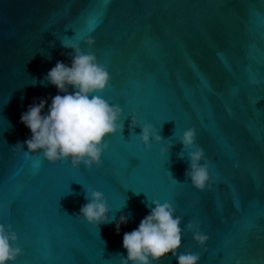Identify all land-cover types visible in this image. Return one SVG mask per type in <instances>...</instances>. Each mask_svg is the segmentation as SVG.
Wrapping results in <instances>:
<instances>
[{"label":"water","instance_id":"1","mask_svg":"<svg viewBox=\"0 0 264 264\" xmlns=\"http://www.w3.org/2000/svg\"><path fill=\"white\" fill-rule=\"evenodd\" d=\"M93 8L90 23L100 25L88 48L82 28ZM64 35L105 61L111 82L100 95L110 103L125 98L123 115L137 114L138 126L130 130L125 120L122 136L106 137L103 164L91 170L11 148L29 136L19 121L27 105L57 94L41 81L58 60L69 62L61 55L71 51L61 47ZM146 122L161 136L148 150L136 136ZM193 124L205 156L221 161L210 190L186 180L187 150L175 142ZM85 188L104 194L110 217H130L120 234L113 222L94 227L75 217ZM148 198L169 201L182 228L199 222L208 251L187 230L178 250L200 253L199 264H214L217 244L246 234L245 264H264V0H0V223H12L8 209L17 201L23 223L12 230L18 246L28 245L14 264H119L122 235L147 214Z\"/></svg>","mask_w":264,"mask_h":264},{"label":"clouds","instance_id":"2","mask_svg":"<svg viewBox=\"0 0 264 264\" xmlns=\"http://www.w3.org/2000/svg\"><path fill=\"white\" fill-rule=\"evenodd\" d=\"M59 40L63 49L71 50L61 52L69 58V62L58 60L41 81L55 87L57 94L34 97L27 105L19 121L28 129L29 136L23 144L18 141L11 148H19L25 156L38 154L49 164L67 161L74 170H79L81 165L91 170L103 164L102 155L109 147L106 137L122 136L125 120L130 130L138 126V121L134 113L125 117L120 105L110 103L100 95L106 89L110 75L96 55L83 51L77 41L65 35ZM81 41L88 48L95 43L87 34L81 36ZM32 81L35 85L36 80ZM139 127L140 132L136 136L144 150L154 143H161L159 130L153 124L146 122ZM196 135V130L188 127L180 132L175 142L187 150L186 180L197 191L210 190L214 178L210 174L204 149L195 142ZM171 147L172 143L167 148L162 147L161 154L167 153ZM178 155L183 158L185 152ZM236 166L234 163L233 167ZM85 200L76 218H83L94 227L113 222L117 234H120L121 225L129 222L130 217L124 214L118 217L108 215L110 208L101 191L85 188ZM146 207L149 211L138 225L122 235L124 254L116 255L119 264H160L163 258L169 256L175 258L176 264H199L198 253L178 251L184 230L191 232L197 246L205 247L208 236L200 230L199 222L188 221L182 228V217L176 214V209L167 200L161 202L148 198ZM17 239L10 224L0 223V264H14L21 255ZM233 264H240V260L235 259Z\"/></svg>","mask_w":264,"mask_h":264},{"label":"snow or ice","instance_id":"3","mask_svg":"<svg viewBox=\"0 0 264 264\" xmlns=\"http://www.w3.org/2000/svg\"><path fill=\"white\" fill-rule=\"evenodd\" d=\"M93 3L99 5V0H93ZM97 8H93V9H91L89 11V14H88V17H87V23L82 28V30H86L87 31V35H90L93 38L94 41H96V37H95L94 33H95L96 29L99 27L100 23H96L93 26L90 23V17L94 14V12H95V10ZM92 52H93L94 55H96L95 51H92ZM96 57L101 63H103L106 66L105 61L100 56L96 55ZM106 68L109 71V68L108 67H106ZM109 75H110V78H111V75H112L111 71H109ZM110 82H111V80H109V83ZM125 102L126 101H125V98H124L122 101L119 100V102H117L116 104L120 105V107L122 108L123 103H125ZM131 113H134L136 115V117H137V114H136L135 110H133ZM165 121H167V120H165ZM190 127L196 130V133H197L196 137H197L199 133H198L196 125L193 124ZM201 127H206V125L203 124V120H201ZM26 157L30 159V158H32L34 156L33 155H27ZM129 157H135V156H131L130 155ZM205 157H206V160H207L208 165H209L210 174L214 178V182L215 183H219L220 180H219L218 172L215 175H213L212 169L213 168H215L216 170L218 169V167H219V165L221 163L220 159L218 157L214 156L211 160H209L207 158V156H205ZM128 166H127V168H128ZM41 167H42V165H41ZM76 171H79V170H76ZM170 178H171L172 181H175L177 184H180L175 179L172 178L171 174H170ZM77 182L80 183L79 181H77ZM81 184L85 187V185L83 183H81ZM67 188H68V185H67ZM176 192H177V190H172L171 193H170V196H171V200L174 203L175 207L180 208V203L179 202H180L181 198L176 194ZM17 206H18V202L15 201V200L12 201V203L9 206L8 211H9V213L12 214L11 217H10L12 219V223H10V225L12 226V224H16L17 227L19 228V226L23 223V218L20 217V216H17L15 214V209L17 208ZM259 223H260V225L262 227H264V217L260 218ZM208 239H210L209 236H208ZM249 240H250V237L246 234L242 238L230 239V240L225 241L223 243L217 244V246H216V249H217L216 250V258H215L214 264H229V261H231L232 264H233L234 260L237 259V258L240 260L241 264H245L244 254L248 250ZM19 247L21 248V254L22 253L26 254L28 252V245L27 244L19 246ZM205 248L208 251V248L206 247V245H205ZM48 251H49L50 255L54 256L56 254V249L54 247H52L51 245L49 246ZM207 251H206V253H207ZM198 254L200 255V253H198ZM29 264H31V262H29ZM41 264H49V262L48 261H43V262H41ZM53 264H54V262H53Z\"/></svg>","mask_w":264,"mask_h":264}]
</instances>
